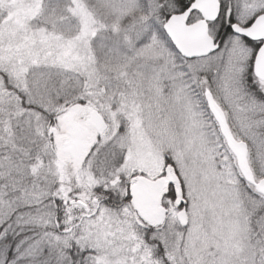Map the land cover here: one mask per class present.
<instances>
[{
	"label": "snow or ice",
	"instance_id": "obj_1",
	"mask_svg": "<svg viewBox=\"0 0 264 264\" xmlns=\"http://www.w3.org/2000/svg\"><path fill=\"white\" fill-rule=\"evenodd\" d=\"M0 264H264V0H0Z\"/></svg>",
	"mask_w": 264,
	"mask_h": 264
}]
</instances>
